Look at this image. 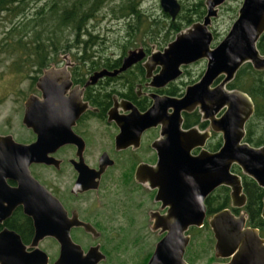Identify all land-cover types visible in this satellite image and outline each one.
Here are the masks:
<instances>
[{"label": "water", "instance_id": "1", "mask_svg": "<svg viewBox=\"0 0 264 264\" xmlns=\"http://www.w3.org/2000/svg\"><path fill=\"white\" fill-rule=\"evenodd\" d=\"M203 2L205 15L202 19L175 34L162 51L151 52L144 65L146 68H160L158 75L152 77V86L162 87L180 75V66L205 60L200 79L186 87L180 99L153 96V103L147 112H135L131 117L142 128L153 126L157 117L158 123H161L166 110L172 111L173 118H170L171 125L167 129L162 126L163 138L153 144L158 153L156 166H140L134 174L138 183H142V171L150 175L148 186L157 189L155 199L159 203V209L166 208L165 214H158L154 220L152 230L158 228V233L162 236L155 243L146 264H187L183 256L189 237L185 232L189 227H202L205 197L218 186L228 187L232 200L239 197V178L230 172L232 166H236L243 175L264 190V146L255 148L243 142L244 125L253 113V105L246 94L224 89L245 63L250 64L255 71L264 70V56L256 50V42L264 32V0H242L235 20L213 48H210L212 35L208 26L210 19L216 16V8L225 0ZM158 3L161 11L173 21L179 11L177 1L159 0ZM143 56L141 49L130 50L122 58L119 69L113 72H96L88 83L122 72ZM219 76H222L221 82L210 89L209 86ZM69 85L65 65L61 68L44 69L35 83L40 98L30 95L23 103L21 123L32 132L34 141L24 145L12 142L8 136L0 137L1 182L6 176L14 178L18 183V188L13 190L14 205L19 204L26 209H59L57 201L29 176L27 166L30 163L48 164L51 160L47 157L49 153L63 144L75 143L70 130L72 121H66V118L70 112H81L85 106L80 103L81 90L77 88L71 91L75 94L73 101L64 98ZM195 107H198L202 119L209 121L211 130L221 135V145L215 152L201 149L197 155L192 156L190 152L204 145L208 133L201 134L195 129L182 132L178 128L181 121L179 113ZM221 109L224 110L223 113L215 118ZM122 138L124 139L123 134H119L116 143ZM11 158L15 160L16 168L12 176L4 169L6 161ZM86 170L84 167V172L79 174L75 183V186H81L80 190L86 188ZM101 170L100 168L98 173ZM28 194L33 197L27 196ZM37 194L42 198H38ZM27 213L30 214L28 211ZM50 216L53 217V212ZM45 217L43 216L42 224L35 223V226H40L39 230L43 234L53 235L59 243L60 253L54 264H94L92 252L89 250L83 256L68 233L72 226H80L86 232H93L88 224L79 222L76 218L68 219L63 211L60 220L58 217L52 222L49 217L51 221H46ZM260 217L264 221V196L261 199ZM207 225L214 240V258L227 260L211 264H264V241L259 238L256 229L244 226L243 215L235 217L228 210H223L214 214ZM0 264H5L2 257Z\"/></svg>", "mask_w": 264, "mask_h": 264}, {"label": "flooded vegetation", "instance_id": "2", "mask_svg": "<svg viewBox=\"0 0 264 264\" xmlns=\"http://www.w3.org/2000/svg\"><path fill=\"white\" fill-rule=\"evenodd\" d=\"M219 7L216 8L217 12ZM182 8L183 6L179 5V10ZM215 17L210 19V23ZM210 32L212 35L210 48H213L221 39L218 40L215 33ZM166 45L167 43L161 48H156L155 52L162 51ZM154 47L155 45L145 44L143 47L131 49H141L144 56L124 71L111 76H103L94 83H88L94 73L101 70L113 72L119 69L122 58L130 50L116 58L104 57L108 60L107 62L94 65L90 64L98 62L101 58L96 56H91L86 60L80 58L78 64L72 63L69 58L68 61L63 59V66H66L70 82L68 89L65 90L64 98L72 99L75 94L71 91L77 88L81 90L80 103L85 106L79 113L70 112L66 118V121H72L70 130L71 136L75 138V143L63 144L49 153L47 157L51 160L48 164L30 163L27 166L29 176L57 201L59 209L53 211L48 207L26 209L22 205L12 204L13 190L18 188V183L11 177L5 176L3 182L0 178V257L5 260V264H54L56 262L60 253L59 243L53 235L43 234L39 230L40 226H35V223L42 224L45 215V220L51 221V212H53L52 222L58 217L60 220L63 211L68 219L76 218L77 221L88 224L92 228L93 232H86L80 226H72L68 233L70 240L80 248L83 256L89 250L92 252L91 259L94 264H134L136 261L132 255L127 254L126 241L129 236L139 240L145 239L147 233H152L156 235L157 241L160 239L162 234L158 233V228L152 230V227L155 218L158 214L164 215L166 208L159 209V203L155 199L157 189L148 186L147 181L150 175L146 171H142L140 173L142 183H138L134 179V174L140 166H156L158 153L153 148V144L163 138L162 126L167 129L171 125L169 121L172 118V111L166 110L161 123H158L157 117V122L147 128L140 127L139 123L131 117L135 115V112L138 114L147 112L153 103V96L180 99L185 88L200 79L205 68V60L180 66V75L177 78L162 87H154L152 86V77L158 75L160 68L158 66L144 67L147 57L151 52L154 53L152 51ZM198 65L195 74L191 72L190 68ZM73 69L77 70L73 71ZM37 78L29 79V85L33 88V92L34 89L38 91L35 88ZM221 80L222 76H219L209 88H213ZM226 85L224 89L228 90ZM33 94L35 96V93ZM36 97L40 98V95L38 94ZM223 111L221 109L215 118L219 117ZM179 117L181 119L178 127L180 131L195 129L201 134L208 133L204 145L190 152L192 156L197 155L201 149L210 153L218 150L221 145V135L211 130L209 121L202 119L198 107L181 111ZM245 125L244 137L246 134ZM7 127L11 128L10 125ZM22 127L29 133L30 138L17 141L16 136L8 129V131H0V137L8 136L12 142L18 144L32 143L35 139L34 135L23 125ZM119 134H123L124 139L122 138L123 140L116 143V137ZM243 142H245L244 138ZM94 147L97 148L92 150ZM14 166L15 160L11 158L6 161L4 169L12 176L14 175L12 172L16 170ZM84 167L87 169L84 180L86 188L80 190L81 186H75V183L79 174L84 172ZM232 167L230 172L239 178L241 188L239 197L232 200L230 190L225 186H218L212 190L203 201L204 217L200 228H203L214 214L223 210H228L235 217L243 215L244 226L249 227L247 225L248 214L245 210L249 200L246 179L252 181L257 188H261L252 179L243 175L236 166L237 171L232 170ZM100 168L102 169L101 173H98ZM261 190L260 209L261 199L264 196V190ZM252 194L256 195V193ZM27 196L33 197L30 194ZM119 196L122 200L119 199ZM36 219L38 220L35 222ZM121 219L123 223H121ZM56 224L55 222V227ZM57 227L59 229L60 224ZM192 228L195 227H189L185 235L189 237L188 232ZM255 229L259 238L264 241V237L260 236V230ZM226 261L215 258V261L211 263Z\"/></svg>", "mask_w": 264, "mask_h": 264}, {"label": "trees", "instance_id": "3", "mask_svg": "<svg viewBox=\"0 0 264 264\" xmlns=\"http://www.w3.org/2000/svg\"><path fill=\"white\" fill-rule=\"evenodd\" d=\"M29 1L37 2L38 5L34 7L32 14L27 17L24 12L28 9ZM112 1L0 0V14L4 13L6 16L9 15L12 18L19 19L7 31L9 34L3 37L0 47L2 49L10 48L9 53L16 50L19 58H24L23 61L34 62L36 68L34 71L41 74V71L49 66L57 65V59L59 60L60 55L68 56L70 61L75 64L80 63V58L86 60L93 55L91 48L99 46L102 39H98V34L94 33L92 21L97 23L101 20L102 16L100 14L104 7H107L111 18L124 22L123 42L119 46L121 55L137 46H145L146 43L161 48L170 42L175 34L192 23L201 20L204 15L201 0L192 4L190 8H182L183 11L173 21L168 19L165 14H161V18L145 14L139 9L138 0H119L111 3ZM232 12L235 15L236 11L233 10ZM137 36H139V39L135 40ZM256 50L264 56V32L256 42ZM98 56L101 59L98 62H92L90 65L108 61L103 56ZM76 70L73 69V71ZM33 79L35 80L36 76ZM226 89L240 91L250 98L253 105V114L245 125L244 141L253 147L264 145V70L255 71L250 64L245 63L226 85ZM258 131L259 134L256 135ZM232 170L237 171V168L233 166ZM246 190H248L249 195L245 207L248 214L247 225L252 229H259L260 236L264 237V222L259 217L262 190L247 179ZM252 193H256V195ZM201 229L209 230L206 223L204 228ZM201 231L192 228L188 234L193 237ZM205 253L207 251H192L191 256L186 261L188 264H192L195 260L205 256ZM150 254L151 251L134 264H145ZM213 261H215L214 256H212Z\"/></svg>", "mask_w": 264, "mask_h": 264}, {"label": "rangeland", "instance_id": "4", "mask_svg": "<svg viewBox=\"0 0 264 264\" xmlns=\"http://www.w3.org/2000/svg\"><path fill=\"white\" fill-rule=\"evenodd\" d=\"M118 1L119 0H113L111 3ZM241 1L242 0H227L219 7L215 19L211 20L209 30L215 33L218 40L222 39V37L227 33L230 25L236 18L237 10L241 4ZM158 2L159 0H138L137 4L139 5V9H141L145 14L150 15L151 17L161 18V14L164 13L161 11ZM177 2L180 6H183V9H187L190 8L192 4L198 2V0H177ZM108 3L110 4L109 1ZM36 5H38L37 2L29 1L28 9L25 10L24 15L29 17ZM233 10L236 11L235 15L232 12ZM182 11L183 10L180 9L177 15H179ZM100 15L102 16L101 20L97 23L92 21V24L94 25V33L98 34V39H102V42L99 43V46L91 48L93 54L92 56L99 57L98 55H100L103 57L116 58L117 56L121 55L119 46L123 42L124 22L122 20H115L111 18L108 13L107 7H104L102 9V13ZM168 19L170 18L168 17ZM18 20V18H12L9 15L6 16L4 13L0 14V44H2L3 37L6 34H9L7 31H9V29L18 22ZM158 28H160V26H158ZM138 39L139 36H137L135 40ZM143 39L146 40V38L144 37ZM147 44L149 45V43H146V45ZM156 48L157 47H154L152 51L155 52V50H157ZM9 50L10 48L6 47L2 49L0 47V131L3 132L9 130L10 133H13L14 136H16L17 141H20V139L30 138L29 133H27L23 129L21 124L23 102L28 95H34L33 93H35V96H38L39 94L35 89L33 92V88L29 85V79H32V77L35 76L39 77L41 74H38L34 71L36 69L34 67V62L32 63L29 60L28 62L23 61L22 59L24 58H19L18 52L16 50L12 53H9ZM63 59H66L68 61V56L60 55L59 60L57 59V65H51L48 68H61L64 62ZM198 67L199 65L197 67H191V72L195 74ZM9 125L11 126V128L7 127ZM258 134L259 131L256 135ZM96 148L97 147H94L92 148V150H95ZM119 199L122 200L120 196ZM121 223H123L122 219ZM200 230L202 231L198 233L200 234L199 236L198 234L193 237L189 235V243L185 248L183 256V259L186 263V259L191 256L192 251H207V253H205V256H202L200 259L195 260V262H193L192 264H210L212 262L213 239L211 231L210 229L203 230L201 228ZM128 238L129 239H127L126 241L128 245L127 254L130 253L136 262H139L141 258L146 255V253L152 251L155 243L157 242L156 235L152 233H147L145 239L135 240L131 236H129ZM185 252L187 253L186 255Z\"/></svg>", "mask_w": 264, "mask_h": 264}]
</instances>
